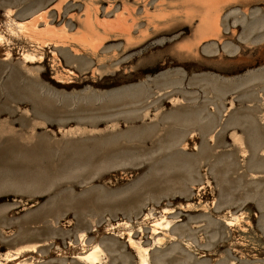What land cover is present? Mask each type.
I'll return each mask as SVG.
<instances>
[{
  "label": "rangeland",
  "instance_id": "obj_1",
  "mask_svg": "<svg viewBox=\"0 0 264 264\" xmlns=\"http://www.w3.org/2000/svg\"><path fill=\"white\" fill-rule=\"evenodd\" d=\"M40 8L96 47L14 28ZM0 33L3 264H85L81 231L104 264H139L128 231L151 264H264V0H0Z\"/></svg>",
  "mask_w": 264,
  "mask_h": 264
},
{
  "label": "bare ground",
  "instance_id": "obj_2",
  "mask_svg": "<svg viewBox=\"0 0 264 264\" xmlns=\"http://www.w3.org/2000/svg\"><path fill=\"white\" fill-rule=\"evenodd\" d=\"M12 10L11 9H5V16H7V18H10L12 16ZM50 16V11L46 10L45 8H40L34 12H32L29 16L24 17V18H20V20L18 21H14L12 19V23L15 25L14 28H17V30L20 32H30L33 34H37L38 36H49V37H55L58 39H72L74 41L80 42V43H84V44H90L92 46H95V42H93L92 38H91V33H92V25L90 24V19L89 17L86 18V21L84 22L83 26L79 27V31L76 32L75 34L70 33V29L66 26V25H62L61 27H57L56 25H53L51 23V19H49ZM13 17V16H12ZM15 19V17H14ZM211 19V15H205L204 17H202V22L204 23V25H208V23L210 22ZM7 21V20H6ZM93 22V21H92ZM41 23H43L44 25L42 26ZM82 24V23H81ZM14 28L9 27V30L11 32V34H15L16 32L14 31ZM9 32V33H10ZM2 33V32H1ZM0 33V47L3 43H10L9 39L6 38V36L4 34ZM24 34V33H23ZM29 34V33H28ZM30 35V34H29ZM32 35V34H31ZM36 35V36H37ZM28 36V35H27ZM33 36V35H32ZM35 36V35H34ZM30 37V36H29ZM36 38V37H34ZM38 38V37H37ZM43 39V38H41ZM34 40V39H33ZM57 40V39H56ZM37 41V40H36ZM41 41V40H40ZM39 41V43H40ZM54 41V40H53ZM38 42V41H37ZM42 42V41H41ZM44 42V41H43ZM38 43V44H39ZM62 43V42H61ZM68 43V42H67ZM42 44V43H41ZM47 45H49V43H46L43 45V47H46ZM74 45V44H73ZM77 46V45H76ZM80 46V45H79ZM62 45L55 42L53 43V49L51 50V52L53 53V56L58 55L57 50L59 48H61ZM96 47V46H95ZM80 48V47H79ZM73 49V48H72ZM81 49V48H80ZM74 50V49H73ZM78 50V49H76ZM39 52V51H38ZM12 58V55L10 52H6L5 53V58L4 60H10ZM57 58V57H56ZM43 57L40 55L38 56L36 53L33 52H23L21 54V61L22 63L27 66L28 63H34L36 61H40L42 62ZM59 61V60H58ZM58 65L64 69L65 71L71 73V74H75L77 71L81 70L80 65L76 62V61H71L67 63V66H65L62 62L61 64L58 63ZM40 66H38V70H40ZM36 69V68H33ZM97 69V68H96ZM31 71V69H30ZM37 71V70H36ZM62 72V71H61ZM59 82H63V81H59ZM115 126V125H114ZM113 126V127H114ZM77 128V127H76ZM70 129V128H69ZM73 129V127H72ZM79 130V128H78ZM72 130H70L71 132ZM69 132V131H68ZM69 132V133H70ZM76 132V131H75ZM74 132V133H75ZM93 132V131H92ZM68 133V134H69ZM157 204V203H156ZM185 205V204H184ZM181 207V205H180ZM175 210L171 207H169V205H166V207L163 208L162 214L159 215L160 218H156L155 213L153 212V209L146 214L145 218H150L152 221L151 224V232L153 235V246H160L162 245L165 240L166 237H169L170 240H173L174 238H176V235H174L171 232V228L173 227V225L177 222L176 216H174ZM232 216V215H231ZM135 217V216H134ZM143 219L141 218V221ZM150 220V221H151ZM238 217L235 215L233 216L232 219L230 220H226V224L229 226L233 225V221H237ZM224 221V220H223ZM241 221V220H240ZM123 222V221H122ZM131 222V219H127L124 223V226H129ZM111 223V222H110ZM119 223V222H118ZM237 223V222H236ZM235 223V224H236ZM117 225V224H116ZM121 225V224H120ZM146 225V224H145ZM96 226V225H95ZM113 226V225H112ZM111 226V227H112ZM122 226V225H121ZM140 226L141 223H140ZM150 226V225H149ZM123 227V226H122ZM145 228V227H144ZM148 228V227H147ZM118 229V228H117ZM120 229V228H119ZM139 229V228H138ZM117 232V231H116ZM140 232H143V229L140 228ZM145 232V231H144ZM120 233V232H119ZM127 233V232H126ZM125 233V234H126ZM122 235V234H121ZM133 235L131 231H128V244L131 248H135L136 252L138 254L139 257V264H151L150 263V255L149 252L153 247H146L142 244V242L136 241L133 238ZM78 240L81 241V249L83 248V252H79L81 253L80 255H78L76 257V259H78L80 262L85 263V264H104L105 259L107 258V253L105 252V250L102 248V246L97 242L94 243L92 245H90V247L88 249H86V247L89 245H87V236L85 232H80L78 233ZM71 245L73 244V241H70ZM90 243V242H89ZM190 244V243H189ZM186 245V244H185ZM38 248V243H30V244H24L19 246L16 250L14 254L11 255H6L5 259H8L9 257H17L18 255H20L23 252H32L37 250ZM32 259V258H31ZM35 259V258H34ZM35 262V261H34ZM33 262V263H34ZM38 262V261H37ZM32 263V264H33ZM0 264H3L2 259H1V255H0ZM18 264H31V263H18Z\"/></svg>",
  "mask_w": 264,
  "mask_h": 264
}]
</instances>
